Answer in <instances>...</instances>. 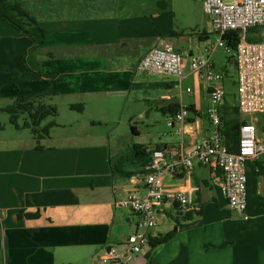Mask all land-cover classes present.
<instances>
[{
    "label": "crops",
    "instance_id": "1",
    "mask_svg": "<svg viewBox=\"0 0 264 264\" xmlns=\"http://www.w3.org/2000/svg\"><path fill=\"white\" fill-rule=\"evenodd\" d=\"M63 1V8H49L46 15L35 4L36 43L0 18V67L19 72L29 67L49 76L53 95L45 102L58 109V126L41 149L34 138L24 142L7 134V126L0 130V264H99V254L138 231L139 217L121 203L132 193L146 195L141 167L134 171L129 165V178L115 179L111 172L110 157L130 145H148L136 141L142 135L138 127L137 135L127 130L135 122L149 126L161 115V138L152 142L175 152L212 134L209 87L199 81L190 59L215 35L202 0H116L114 12L90 8L91 0ZM163 41L185 54L182 81L138 70L141 59ZM211 59L217 69L215 56ZM47 87L45 82L21 86L31 93ZM17 96L9 75H0V112ZM167 96L174 99L165 101ZM73 105L83 106V112ZM177 106L190 112L184 124L170 111ZM121 126L127 129L122 134ZM178 158L167 155L169 163ZM252 167L264 203V158L250 162L247 175ZM218 172L196 165L166 176L163 188L189 193L195 208L185 212L166 202L149 236L152 241L168 235L177 218L175 237L121 264H264V208L242 215L232 211ZM187 213L193 216L186 219Z\"/></svg>",
    "mask_w": 264,
    "mask_h": 264
},
{
    "label": "built area",
    "instance_id": "2",
    "mask_svg": "<svg viewBox=\"0 0 264 264\" xmlns=\"http://www.w3.org/2000/svg\"><path fill=\"white\" fill-rule=\"evenodd\" d=\"M206 16L213 25L217 41L210 43L203 52L190 56L193 72L200 82L209 87L210 105L207 118L212 127L209 138L197 142L191 149L181 148L178 152L170 149H155L150 164L145 168L146 195L132 193L121 206L139 217L138 231L129 236L123 244L111 246L97 256L99 264H121L129 255L141 254L150 245L149 231L157 226L158 209L166 202L179 204L185 212L195 206L189 193L163 188V180L180 170L190 172L196 165L220 170L223 175L222 193L229 208L240 215L248 211V175L250 162L264 158V38L258 42L248 40V31L264 27V0H202ZM238 32L240 42L235 50L237 78V105L241 115L256 116L252 122L240 127L238 151L231 152L225 144L221 111L227 99L225 77L219 72L212 56L219 48L230 45L226 37ZM185 54L163 41L154 47L139 62L138 70L152 75L166 74L183 80ZM189 94L192 89L187 90ZM167 96L165 101H172ZM190 112L185 106L179 107L175 120L184 124ZM170 126L174 123L170 122ZM262 135L260 136V133ZM178 155L175 163L167 161V155Z\"/></svg>",
    "mask_w": 264,
    "mask_h": 264
},
{
    "label": "trees",
    "instance_id": "3",
    "mask_svg": "<svg viewBox=\"0 0 264 264\" xmlns=\"http://www.w3.org/2000/svg\"><path fill=\"white\" fill-rule=\"evenodd\" d=\"M87 4L90 8L98 11L114 12L117 10L116 0H91ZM0 18L12 25L23 36L29 37L33 43H36L34 38L33 28L39 27V21L37 20L36 10L33 6L28 5L23 0H12L9 2H0ZM44 33V31H42ZM264 27L254 28L248 31V40L251 42L261 41L264 36ZM226 40L230 45V48L236 50L239 42L240 35L238 32L230 33ZM35 48V47H34ZM23 63L26 64L25 57ZM235 63V62H234ZM236 65V63H235ZM0 75H9L12 86L17 90L18 96L14 102L4 108L2 112L10 115V124L16 129L30 130L34 140L37 141V148L41 149L40 143L51 135L53 128L58 124L56 119L58 117V109L55 106L47 104L45 99L53 95V81L48 80L49 76L36 72L26 67L24 72L9 71L5 67H0ZM45 79V80H44ZM45 82L48 87L43 91L37 93H31L29 90L22 89L21 86L31 83ZM71 109L81 113L83 112V106L73 105ZM179 107H170V111L178 112ZM223 121V134L225 137V144L231 152L238 151L239 143V130L243 124L247 121L242 120V115L238 108L237 103L234 105L228 104L226 99L225 105L221 111ZM25 116L24 119L22 117ZM49 118H52L49 121ZM22 120V121H21ZM48 121V122H47ZM47 122V123H45ZM4 126L0 124V130H3ZM261 131L264 130L263 123H260ZM132 131L135 135L138 134L137 128L132 127ZM156 149H161V146H157ZM151 150L148 146L130 145L120 154L110 157L109 163L111 167L112 175L115 179L129 178L131 173H128L125 169L126 166H139L143 169L142 173H146L145 168L151 161ZM256 167H252L253 172H248V208H264L263 199L257 194V176L255 172ZM221 175V172H218ZM201 211L197 213L200 215ZM193 215L186 214V219H190ZM37 217V216H32ZM176 225L172 232L168 235L152 240L150 242L151 247L155 248L158 245L167 243L178 232L179 221L175 218Z\"/></svg>",
    "mask_w": 264,
    "mask_h": 264
},
{
    "label": "rangeland",
    "instance_id": "4",
    "mask_svg": "<svg viewBox=\"0 0 264 264\" xmlns=\"http://www.w3.org/2000/svg\"><path fill=\"white\" fill-rule=\"evenodd\" d=\"M25 1L28 5L30 4H34L32 5L35 8V4L36 6L39 7V11L43 13V15H46V10L51 8V9H55V12L58 11L57 8L61 9L63 8V4H66L65 1L63 0H23ZM54 2V3H53ZM67 6V5H66ZM54 7V8H53ZM36 9V8H35ZM264 36V33H263ZM213 40H211V44L215 43L217 41V35H213L212 37ZM229 53L227 52L226 48H219L214 54L213 56H215V61L217 64V70L221 73H223L224 77H225V88H226V92H227V101L229 106L230 105H234L237 103V78H238V73H237V69H236V65H235V50L233 49H229ZM157 102H159V107H161V97H157ZM47 104H49L47 102ZM51 105V104H50ZM153 108V112H154V116L157 114V109L154 107ZM256 116H251V115H242V120H245L247 122H252L255 120ZM25 116L22 117V119H24ZM258 119L261 120V122L263 121V118L261 116H257ZM10 120V115L5 113V112H0V124L3 125L4 127H8V131L7 134L13 133L16 136H18L22 141L27 142V140H31L32 137V133L30 130H17L14 126H12L9 122ZM52 118H49V121H51ZM155 122H151L148 125L149 126H145L143 123L138 124V122H135L136 124H134L133 126L138 127V129L141 131L142 135L140 137L136 138V141H139V143H146L148 141V147L150 148L151 152L154 151L156 149L154 142L152 141H158L161 138V115H159L158 118H154ZM22 121V120H21ZM48 122V121H47ZM45 122V123H47ZM57 122V120H56ZM146 122V121H144ZM58 123V122H57ZM260 127V125H259ZM126 127H119L118 131L121 132H125ZM54 129V128H53ZM52 129V130H53ZM58 131L60 130L61 132H64L62 128H56ZM55 129V130H56ZM69 130V128H68ZM129 133H132V127L129 128V130H127ZM2 133V132H0ZM32 141V140H31ZM141 145V144H139ZM146 145V144H145ZM144 146V145H142ZM127 168V166H126ZM140 170L139 166L134 167V171ZM119 179H123V178H119Z\"/></svg>",
    "mask_w": 264,
    "mask_h": 264
},
{
    "label": "water",
    "instance_id": "5",
    "mask_svg": "<svg viewBox=\"0 0 264 264\" xmlns=\"http://www.w3.org/2000/svg\"><path fill=\"white\" fill-rule=\"evenodd\" d=\"M204 189H206V188L204 187Z\"/></svg>",
    "mask_w": 264,
    "mask_h": 264
}]
</instances>
